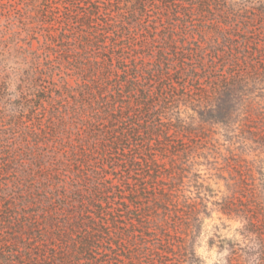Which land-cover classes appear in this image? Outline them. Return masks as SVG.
I'll list each match as a JSON object with an SVG mask.
<instances>
[{
  "label": "trees",
  "instance_id": "16d2710c",
  "mask_svg": "<svg viewBox=\"0 0 264 264\" xmlns=\"http://www.w3.org/2000/svg\"><path fill=\"white\" fill-rule=\"evenodd\" d=\"M214 214L264 264V0H0V264H201Z\"/></svg>",
  "mask_w": 264,
  "mask_h": 264
},
{
  "label": "rangeland",
  "instance_id": "374dc122",
  "mask_svg": "<svg viewBox=\"0 0 264 264\" xmlns=\"http://www.w3.org/2000/svg\"><path fill=\"white\" fill-rule=\"evenodd\" d=\"M150 191V190H149ZM143 194V192H141ZM103 202L97 203L94 205H90L88 207V211L86 213V217L88 220H90V225L87 229H85L87 232L92 234L93 229L97 228L94 226L98 222H101L104 227L106 228V225H108L109 220L111 219V215H117L118 213H115L117 211V200L103 197ZM147 199L145 196L141 195V198L139 200H136L135 204H131L132 208H136V206H143L146 204ZM120 215L123 218L124 223H128V220L126 216L121 212ZM227 226L222 225V219L218 217V214H214L213 219H207L206 220V226H205V233L201 235V237L197 238V246L196 251L198 255L202 258L201 264H216L219 262L220 259L224 258V256L227 255V251L221 250L218 244H214L211 246L209 244V239L212 237L215 233H218L220 235V238H232L233 235H235V228L238 226L237 223H233L230 221H227V219H224ZM220 225L222 227H218L216 230L215 226ZM215 237V236H214ZM219 237H216V239H220ZM221 243V242H217ZM123 254V259L126 261L128 260L127 255L125 253ZM110 257V256H108ZM106 257V259L108 258Z\"/></svg>",
  "mask_w": 264,
  "mask_h": 264
}]
</instances>
